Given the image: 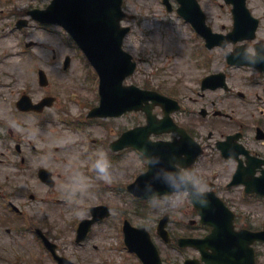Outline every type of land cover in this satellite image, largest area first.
<instances>
[{
	"label": "rangeland",
	"instance_id": "1",
	"mask_svg": "<svg viewBox=\"0 0 264 264\" xmlns=\"http://www.w3.org/2000/svg\"><path fill=\"white\" fill-rule=\"evenodd\" d=\"M48 2L49 0H0V75L2 82L4 80L3 83H8L6 85L16 88L21 85V78H26L23 77L24 74H29L30 79L36 78L35 70L39 66H43L52 80L53 89L60 96L61 101H57V106H65L62 104L67 103L70 106V113H56L57 110L54 108L47 114L50 117L46 118L47 120L49 118L50 121H47L45 126L34 124L33 129L29 128L30 125L26 127L27 123L18 126V130L25 135L22 144L25 145L27 153V155L25 154L27 159L22 164H19V157L13 152L16 150L15 144L20 134L13 131L14 137H10L4 147H0V152H2L0 155V159H2L0 161V184H3L1 188L10 193L13 188H19L18 185L21 182L22 185H20L23 186L24 191L33 187L37 193L43 195L47 189L45 183L43 184L37 177L29 179L28 173L31 170L36 171V167H34L36 165L51 169L58 180L54 189L50 190L51 195H46L45 200H40V196L36 199L25 197V203L36 209H47L42 208L43 205L47 204L44 201L49 197L53 198V204L50 203V207L54 208L55 213L47 214L46 211L38 210L37 212L42 217V221L49 216L55 223V231H59L55 239L61 243L62 248L68 249V252L73 254L74 259L78 255V260L83 264H138L135 261L137 260L135 255L126 251L127 249H123V239L111 238L115 234L112 225L99 224L96 226L94 233L90 234L84 247L76 244L74 240H71L72 238H69L68 242H62L60 239L65 235L72 234V229L69 226L71 216H78L80 219L87 212L89 213V205L100 203H108L126 209L124 211L125 216L129 217L133 223L149 228L152 235L155 236V240L158 239L160 248H162L161 239L156 233L158 220L169 211L173 219H186L188 221L194 216L192 208L189 206L191 202L185 199L186 193H180L155 199L149 202L147 207H142L138 203L139 201L133 206L132 201L134 200L130 201L131 196L128 192L125 189V191L122 190V193L119 192L116 184L118 182L123 184L131 182L133 172L137 170L135 174L137 175L142 168L146 167L139 155L136 157L134 154H129L126 161L120 162L119 165L110 162L106 166V171L93 172L91 160L98 153L103 152L105 154L107 148L102 145V127L97 122H89L88 125L83 122L87 118L84 112H87L97 102L98 98L95 92L96 84L91 85L84 77V66L88 68L90 66L85 63L84 56L67 43L64 33L59 30L60 27L56 26L54 31H50L47 29L49 26L42 29L31 26L27 39L37 41L39 45L26 48L23 38L28 32L17 31L13 27L6 26L16 15L21 14L22 10L33 6H44ZM124 9L135 15L134 20L130 21L131 31L125 39L124 47L138 59L136 73L128 82L145 87L146 81L150 80L151 84L149 85L153 88L178 98L184 104V109L180 112L179 117L187 127L195 131L194 135L196 136V113L192 114L189 110L196 111V57L195 42L192 36L195 33L193 28L176 11L168 12L162 0H125ZM13 10L16 11L15 16L10 13ZM212 11L211 13H215L214 9ZM124 23L129 24V21L126 20ZM65 54L73 56L71 66L67 71L62 70ZM89 73L91 74L88 69ZM8 79H14V82L9 83ZM88 86L91 88L88 89ZM69 89H80V91L74 90V92L77 98L80 96L85 98L86 105L81 106L83 110L78 109L77 104L67 99ZM1 91L6 96L10 95L7 87H0ZM0 102H2L0 107L1 104L5 108L7 107V109L0 111L1 114L7 113V121L5 122L9 125H17L15 120L18 119V115L11 112L9 99L0 100ZM85 109L86 111H84ZM80 112L83 113L79 114ZM81 117L84 119L82 120ZM130 117L133 118L132 115ZM136 117L137 123L144 120L142 114L138 113ZM46 118L42 117V119ZM23 120L27 121L28 124L30 123L29 116L24 117ZM78 120L82 123H79ZM104 122L114 127L113 122L106 120ZM108 128L106 127L105 130L108 131ZM108 134L109 132L106 133V135ZM2 137L0 131V146ZM108 138L111 139L110 134ZM26 139L31 140L32 143L27 142ZM33 146L35 148H32ZM55 146H60L59 150H55ZM54 153L55 157L53 156ZM66 158H69L70 164L67 163ZM30 162L33 164L31 165ZM232 169L231 164L227 170L231 171ZM70 171H75V173ZM25 172L27 174L24 175ZM56 173H59L58 176ZM85 174H89L91 179L95 177L100 179L105 188L103 190L96 189V191L91 189L90 185L85 182L88 181L85 179ZM37 179L39 180L38 184L36 183ZM221 180L225 182L226 178H220ZM239 196V191L233 195V199L238 202L239 206L241 217L237 221L239 227L242 225L251 228H264V202L259 201L257 205L244 204L240 201ZM12 199L20 205L22 200L20 192L13 195ZM180 200L182 202H179ZM134 208L136 209L135 214ZM110 218L112 224L113 221L117 222V215ZM65 221L66 225L64 224ZM59 225L68 231L60 232ZM9 240L14 239L9 237ZM1 241L5 243L7 237L4 236ZM20 247V250L25 249L21 243ZM8 252L12 257L15 255L10 248ZM257 252L258 264H264V244L257 245ZM24 254L26 255L27 252ZM29 255H32L30 249L23 264H30L27 259H32V257H28ZM162 257L169 258L172 261L171 264H174V261L179 260L181 262L182 260V257L173 251L163 253Z\"/></svg>",
	"mask_w": 264,
	"mask_h": 264
},
{
	"label": "flooded vegetation",
	"instance_id": "2",
	"mask_svg": "<svg viewBox=\"0 0 264 264\" xmlns=\"http://www.w3.org/2000/svg\"><path fill=\"white\" fill-rule=\"evenodd\" d=\"M219 0H211L210 2H204V6L211 8L214 2ZM219 6H227L229 9L228 25L222 22L220 17L214 18L208 14L207 21L212 26L214 31L220 33H228L232 28L234 16L232 12V5L225 4L219 1ZM250 8L253 13L259 18L258 30L261 29L264 34V16L257 14V11L264 7V0H248ZM225 18V17H224ZM224 20V19H223ZM228 27V28H227ZM198 37V45L196 46V141L202 145L204 150H210L204 155V159H200L196 162V172L194 166L188 168L190 177L195 178L198 182L196 185H205L209 188V191H201V197L204 199H210L207 193L213 191L219 195L227 204L233 209H236L235 200L231 198L232 186L227 183V189L223 188L220 184H217L212 177V172L215 165L220 160L225 163L232 162L233 167L236 169L239 162H242L243 168L253 169L254 175H262L264 171V57H261V69L258 67L250 66H238L229 62V57L232 54H237V58H241L244 51L239 48L240 45H246V50L255 54L256 42L237 43L216 45L213 48H209L204 38L200 35ZM264 39L263 37H260ZM260 39V40H261ZM264 44V40H262ZM216 75L211 81L204 79L207 76ZM21 78V85L13 88L10 85H6L1 82L0 86L9 88L10 95L4 96V99H9L11 112L18 115V119L15 122L18 126L27 123L26 127L33 129V125L45 126L47 121H42L41 117L46 118V114L38 111L39 107L36 103L42 101L45 96L50 95L53 88L50 86L42 87L40 85L39 77L30 79L29 76ZM2 96V95H1ZM35 103V104H33ZM32 105H36L35 108ZM3 110L7 107H3ZM6 113V112H5ZM7 114V113H6ZM29 116L30 123L24 121V117ZM121 118V117H119ZM117 118V119H119ZM178 120V118H176ZM135 126V125H134ZM118 130L121 127L117 126ZM0 128L2 142L1 145L5 146V143L9 141L10 136L13 133L12 128L6 123L2 122V116H0ZM130 128V125L128 126ZM24 134L20 133L18 136V145L16 146L19 152H25V145H23ZM27 138L29 136H26ZM173 135L171 140L175 139ZM17 140V139H16ZM27 140V139H26ZM228 141L231 144L228 148L223 142ZM27 142L32 143L31 140ZM230 142V143H229ZM218 146L224 148L231 154H238V158L226 159L224 158ZM1 147V146H0ZM32 148H35L33 146ZM128 150H134L128 148ZM123 152H117L118 155ZM22 160H25L23 157ZM251 162V163H250ZM251 164L253 166H251ZM0 190H3L0 188ZM19 189L11 192V197L17 195ZM245 197L262 198L264 196L257 193H245ZM4 198L7 197V192H3ZM245 201V199H244ZM13 201L9 199V205L12 207ZM22 206H24L22 204ZM17 215L14 216L7 209L0 210V246L1 239L13 230L16 226L13 225L12 219L23 220V210L20 209ZM203 231L200 230L196 233L195 228L189 229V231L179 229L177 225L170 226L169 240H163L166 248L174 249L183 254H189L196 257L195 247H181L179 245V239L183 237H201L208 232V225ZM191 251V252H188ZM4 253H0V261ZM2 264V263H1Z\"/></svg>",
	"mask_w": 264,
	"mask_h": 264
},
{
	"label": "water",
	"instance_id": "3",
	"mask_svg": "<svg viewBox=\"0 0 264 264\" xmlns=\"http://www.w3.org/2000/svg\"><path fill=\"white\" fill-rule=\"evenodd\" d=\"M180 1L184 3L183 8L180 9L182 12H180L184 15L187 12L191 13V10L187 9L185 1ZM192 1L196 3V11L200 12L197 1ZM121 3L122 0H53L45 11L48 18L44 14L38 15L41 19L59 22L71 31L100 71L106 90L114 84H119L134 68L126 64L128 62L126 53L120 47L125 33V29L120 30L118 25L119 20L123 17ZM140 138L138 136L137 145L147 151L150 144L140 141ZM147 154H150L149 151H147ZM152 166L153 164H151V169L153 168ZM151 169L150 171H152ZM149 175L150 172L141 176L138 182ZM225 232L228 233V236L238 235L232 230L231 222L225 228ZM217 234H220L219 227L201 240L202 250L211 244L212 236L215 237ZM239 234L243 235L245 239L219 241L220 243H227L226 246L230 249L237 250L239 252L237 258L242 259V263H237L234 257L229 256L230 261H226L225 264H255L254 252L249 244L255 238L264 239V232L250 233L243 231ZM237 246H239V249ZM234 254L236 256L237 252L235 251ZM153 257L157 260L155 255ZM203 258L212 264V257L208 252L203 251ZM217 264H224V262H218Z\"/></svg>",
	"mask_w": 264,
	"mask_h": 264
},
{
	"label": "clouds",
	"instance_id": "4",
	"mask_svg": "<svg viewBox=\"0 0 264 264\" xmlns=\"http://www.w3.org/2000/svg\"><path fill=\"white\" fill-rule=\"evenodd\" d=\"M101 155H105L103 152H101ZM95 166L101 171L104 172L106 171V164L97 160L95 162ZM193 182L194 183H198L197 181H195V178H193ZM199 188L201 191H209V188H207L205 185H199ZM210 201L206 198L205 200L201 201V205H207Z\"/></svg>",
	"mask_w": 264,
	"mask_h": 264
}]
</instances>
